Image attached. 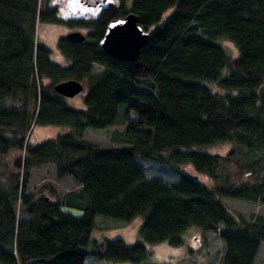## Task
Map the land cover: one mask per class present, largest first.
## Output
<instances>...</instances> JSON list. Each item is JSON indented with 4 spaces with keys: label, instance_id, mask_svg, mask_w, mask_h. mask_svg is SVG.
<instances>
[{
    "label": "trees",
    "instance_id": "trees-1",
    "mask_svg": "<svg viewBox=\"0 0 264 264\" xmlns=\"http://www.w3.org/2000/svg\"><path fill=\"white\" fill-rule=\"evenodd\" d=\"M129 12L149 32L134 60L99 44L107 23ZM40 21L87 28L82 42L59 37L68 65L51 60L37 38ZM221 37L235 43L236 56ZM94 63L101 69L94 71ZM68 78L86 79L84 107L69 106L55 91L54 83ZM117 122L123 126L108 142L84 136L86 127ZM35 124L71 130L38 141L30 137ZM220 141L233 146L224 154L201 148ZM12 150L19 155L11 164L0 160L5 264L148 260L143 241L91 238L93 227L137 215L146 242L180 244L196 225L220 236V264H254L264 244V212L235 215L223 197L264 204V0H104L87 18H60L43 0H0V156ZM137 156L190 163L195 174L171 183L147 178ZM35 168L67 187L56 189L48 179L42 186L53 197L40 193Z\"/></svg>",
    "mask_w": 264,
    "mask_h": 264
},
{
    "label": "rangeland",
    "instance_id": "rangeland-1",
    "mask_svg": "<svg viewBox=\"0 0 264 264\" xmlns=\"http://www.w3.org/2000/svg\"><path fill=\"white\" fill-rule=\"evenodd\" d=\"M49 6H53L54 0H43ZM67 22L69 20H66ZM67 22H50V21H40L37 25V38L46 43L50 48V58L52 61L66 66L70 63V58H68L59 48L58 39L60 36H65L69 30H80L83 33L87 32V28L84 26L72 25ZM219 43L224 47L230 56H236L238 54V48L235 43L226 37H221L218 39ZM101 69V65L94 63L93 70L97 71ZM49 81L48 78H45ZM82 89L80 92L73 96H66L65 100L69 106L75 108L84 107V95L87 91V81L82 80ZM212 88H215V84H210ZM123 124L120 122L107 125L102 128L86 127L84 136L88 139L108 142L112 140L114 135V130H120ZM71 130V127L63 124H35L33 125L30 137L31 139L42 141L44 139L53 138L58 133H65ZM116 135V134H115ZM233 144L229 141H220L205 146H201L202 149L208 152L214 153H226ZM19 155L16 150L10 151L4 156H0L1 161H5L11 164L13 159ZM164 155H166L164 153ZM138 163L143 167L145 176L147 178H161L169 183L177 182L181 179L182 173H187L189 175L195 174V170L190 163H171L167 161L152 160L149 158H143L140 156L136 157ZM233 167V166H232ZM40 172V169L32 170V178L35 177ZM43 172H40L37 179H33L32 183L34 188H41L40 193H45L50 198L51 195L49 188L42 186L43 184L49 182L55 186L56 189H61L67 187L64 182L54 183L55 179L46 177H41ZM200 177L207 183H210L211 179L204 174H200ZM44 182V183H43ZM53 182V183H52ZM224 202L229 207L235 215H241L246 219H251V217L260 212H264V204L253 202L249 200H243L238 198L223 197ZM64 209L71 211L72 213L79 215L81 210L68 205L63 206ZM142 216L137 215L131 219V221L118 225L111 226L107 228L93 227L91 231V238L98 241H102L107 238L121 237L126 242L132 243L134 241H143L146 246L151 250L150 257L148 260L142 262H132V261H112L98 259L93 256H87L85 259V264H220L221 254L224 250L223 242L220 236L211 229H203L196 225H189L186 230L182 233L183 242L180 244H171L167 240H161L157 242H146L142 239L138 233L139 224L141 222ZM254 264H264V244L261 243L258 247L257 255L255 257Z\"/></svg>",
    "mask_w": 264,
    "mask_h": 264
},
{
    "label": "water",
    "instance_id": "water-1",
    "mask_svg": "<svg viewBox=\"0 0 264 264\" xmlns=\"http://www.w3.org/2000/svg\"><path fill=\"white\" fill-rule=\"evenodd\" d=\"M148 37L149 32L137 22L136 14L129 12L107 23L99 44L116 58L134 60ZM66 38L82 42L85 40V34L80 30H70L66 33ZM82 86V82L76 78L60 80L53 85L55 91L65 97L77 94ZM0 264L5 263L0 261Z\"/></svg>",
    "mask_w": 264,
    "mask_h": 264
},
{
    "label": "flooded vegetation",
    "instance_id": "flooded-vegetation-1",
    "mask_svg": "<svg viewBox=\"0 0 264 264\" xmlns=\"http://www.w3.org/2000/svg\"><path fill=\"white\" fill-rule=\"evenodd\" d=\"M103 1L104 0H85L78 4L74 3L72 0H68L58 5V0H54L55 4L53 6L56 7V13L60 18H87L89 16H94L98 14V11L101 8V4L103 3Z\"/></svg>",
    "mask_w": 264,
    "mask_h": 264
}]
</instances>
